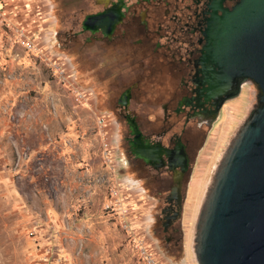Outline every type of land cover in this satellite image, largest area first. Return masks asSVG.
I'll return each mask as SVG.
<instances>
[{
	"label": "rangeland",
	"instance_id": "374dc122",
	"mask_svg": "<svg viewBox=\"0 0 264 264\" xmlns=\"http://www.w3.org/2000/svg\"><path fill=\"white\" fill-rule=\"evenodd\" d=\"M1 1L0 264H196L200 201L254 93L229 102L208 136L184 203V247L172 258L150 232V198L120 172L112 118L92 106L53 46L56 17L70 25V0Z\"/></svg>",
	"mask_w": 264,
	"mask_h": 264
},
{
	"label": "flooded vegetation",
	"instance_id": "af4514ba",
	"mask_svg": "<svg viewBox=\"0 0 264 264\" xmlns=\"http://www.w3.org/2000/svg\"><path fill=\"white\" fill-rule=\"evenodd\" d=\"M238 2L70 0L67 30L56 17L53 46L112 118L120 172L150 198V232L172 258L184 247V203L209 134L229 102L259 93L250 78L211 87L209 20Z\"/></svg>",
	"mask_w": 264,
	"mask_h": 264
},
{
	"label": "water",
	"instance_id": "95a60500",
	"mask_svg": "<svg viewBox=\"0 0 264 264\" xmlns=\"http://www.w3.org/2000/svg\"><path fill=\"white\" fill-rule=\"evenodd\" d=\"M205 56L211 87L250 78L256 102L214 167L196 215V264H264V0H239L214 14Z\"/></svg>",
	"mask_w": 264,
	"mask_h": 264
},
{
	"label": "built area",
	"instance_id": "2783aa9c",
	"mask_svg": "<svg viewBox=\"0 0 264 264\" xmlns=\"http://www.w3.org/2000/svg\"><path fill=\"white\" fill-rule=\"evenodd\" d=\"M4 11H5V8H4L3 2L0 0V26L3 23H5L7 20V17L3 13ZM21 34L23 35L24 33L21 32ZM29 44H30V42L27 39V41L25 42V45L29 46ZM51 67H52L54 73L56 74V76L58 77V79H60L62 83L69 84L71 76L68 75L69 73H68V71H67V69L63 63L53 62V63H51Z\"/></svg>",
	"mask_w": 264,
	"mask_h": 264
},
{
	"label": "crops",
	"instance_id": "0c3cea01",
	"mask_svg": "<svg viewBox=\"0 0 264 264\" xmlns=\"http://www.w3.org/2000/svg\"><path fill=\"white\" fill-rule=\"evenodd\" d=\"M0 39H1V37H0Z\"/></svg>",
	"mask_w": 264,
	"mask_h": 264
},
{
	"label": "bare ground",
	"instance_id": "6f19581e",
	"mask_svg": "<svg viewBox=\"0 0 264 264\" xmlns=\"http://www.w3.org/2000/svg\"><path fill=\"white\" fill-rule=\"evenodd\" d=\"M198 205V204H197Z\"/></svg>",
	"mask_w": 264,
	"mask_h": 264
}]
</instances>
